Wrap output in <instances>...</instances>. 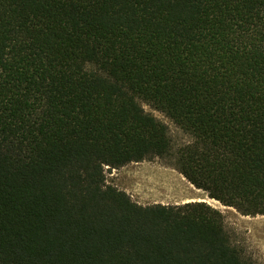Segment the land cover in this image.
Segmentation results:
<instances>
[{
    "label": "trees",
    "instance_id": "obj_1",
    "mask_svg": "<svg viewBox=\"0 0 264 264\" xmlns=\"http://www.w3.org/2000/svg\"><path fill=\"white\" fill-rule=\"evenodd\" d=\"M155 158L264 215V0H0V264H261L207 201L107 183Z\"/></svg>",
    "mask_w": 264,
    "mask_h": 264
},
{
    "label": "rangeland",
    "instance_id": "obj_2",
    "mask_svg": "<svg viewBox=\"0 0 264 264\" xmlns=\"http://www.w3.org/2000/svg\"><path fill=\"white\" fill-rule=\"evenodd\" d=\"M144 108L168 124L178 145L191 139L165 113L147 103H144ZM105 174L108 184L126 191L142 204L207 201L224 213L229 228L245 243L257 261L264 264V215H242L235 209L209 198L204 190L190 183L167 159L131 162L119 168H107Z\"/></svg>",
    "mask_w": 264,
    "mask_h": 264
},
{
    "label": "bare ground",
    "instance_id": "obj_3",
    "mask_svg": "<svg viewBox=\"0 0 264 264\" xmlns=\"http://www.w3.org/2000/svg\"><path fill=\"white\" fill-rule=\"evenodd\" d=\"M214 201H215V200H214ZM214 201H213V202H214Z\"/></svg>",
    "mask_w": 264,
    "mask_h": 264
}]
</instances>
